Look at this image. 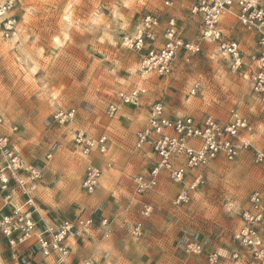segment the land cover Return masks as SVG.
<instances>
[{"label": "rangeland", "instance_id": "obj_1", "mask_svg": "<svg viewBox=\"0 0 264 264\" xmlns=\"http://www.w3.org/2000/svg\"><path fill=\"white\" fill-rule=\"evenodd\" d=\"M165 1L20 0L13 12L18 18L15 34L6 37L0 28V114L5 120L0 132L9 136L10 147L27 164L41 171L31 193L39 199L43 215L75 220L98 208L105 210L113 230L101 241L116 243L102 250L101 258L108 264L204 260L206 250L216 251L233 242L251 193L260 191L264 196V164L254 162L252 149L235 162L216 160L205 171L206 182L187 203L174 204L184 185L165 176L152 192L134 193L133 177L146 173L155 160L149 152L135 151V135L146 122L148 108L157 101L171 116L211 114L224 121L235 109L253 126L249 136L254 135L255 146L264 150V101L252 89L257 68L255 37L228 19L226 33L239 40L242 48V66L233 70L213 44L200 38V20L190 13L196 0H170L171 6ZM148 13L159 17L161 28L175 18L181 36L199 43L202 51L179 52L169 75L142 77L141 53L125 46L123 37L134 34ZM196 81L201 89L192 95ZM135 86L147 90L140 103L122 105L117 116L110 118L107 107L116 100V93ZM70 107L77 110L74 120L57 123L56 111ZM76 129L95 138L106 135L108 151L83 155L73 141ZM90 162L101 167L112 164L92 193L83 187ZM6 193L18 197L20 189L15 184L9 190L0 186V200ZM146 202L154 206L148 217L140 213ZM139 221L141 236L134 234ZM193 240L203 243L202 254L187 252ZM2 250L7 264H32L22 253L11 255L7 246ZM80 259L96 262L91 256Z\"/></svg>", "mask_w": 264, "mask_h": 264}, {"label": "built area", "instance_id": "obj_2", "mask_svg": "<svg viewBox=\"0 0 264 264\" xmlns=\"http://www.w3.org/2000/svg\"><path fill=\"white\" fill-rule=\"evenodd\" d=\"M20 0H4L0 4V28L3 35H14L18 27V18L13 14ZM165 5L171 6L170 0ZM192 16L199 18L200 33L203 41L216 47L218 54L228 59L233 70L242 66V48L239 40L226 33L225 20L232 19L239 26L255 37L257 63L253 75L252 89L264 101V0H196L190 9ZM159 29H162L159 31ZM162 38V42L159 40ZM125 46L141 53L142 75H169L179 52L198 54L202 51L199 43L184 39L175 18H169L161 28V20L153 13H148L140 20L134 34L123 37ZM201 89L200 81L192 84L190 93L196 95ZM143 86H135L116 93V100L107 107V115L115 118L122 105H138L146 93ZM77 115L74 107L59 108L54 120L61 124L72 122ZM5 120L0 114V128ZM253 126L235 109H231L226 120L211 114L197 118L193 115L170 116L161 101L149 107L146 124L136 132L134 149L137 152H149L154 156L151 168L133 177L134 193L138 196L152 192L165 176L175 184H183L174 204L189 202L192 194L206 182L205 171L219 158L235 162L245 150L252 149L254 162L264 164V150L254 148L244 134H251ZM73 141L85 156L93 152L105 154L108 151V137L90 136L83 129H76ZM0 186L9 190L14 184L25 196L21 205L0 214V233L8 240L11 247L28 244L34 246L45 258L54 257L62 264L68 262L70 248L68 240L78 237L84 230L94 226V214H88L75 220L64 218L59 223H45L40 226L34 219L35 200L32 188L41 178V171L27 164L22 156L9 144V136L0 132ZM90 162L86 167L83 187L92 193L99 184L106 169ZM188 182V184H187ZM13 194L5 197V205L11 204ZM250 205L240 214V226L234 231L232 239L237 249L228 255L218 251L209 253L208 264H247L264 262V196L260 191H253L249 198ZM154 206L143 203L140 213L144 217L152 214ZM109 218H103L102 226H109ZM134 234H143L142 222H138ZM188 253L200 255L204 252L203 243L193 240L187 244ZM76 264H92L84 259Z\"/></svg>", "mask_w": 264, "mask_h": 264}, {"label": "crops", "instance_id": "obj_3", "mask_svg": "<svg viewBox=\"0 0 264 264\" xmlns=\"http://www.w3.org/2000/svg\"><path fill=\"white\" fill-rule=\"evenodd\" d=\"M228 21L229 20H225V22L227 23L226 28L229 26ZM145 76L146 75H142V77H145ZM148 115H149V108L147 110L146 122L148 120ZM176 116H180V115H176ZM146 122H145V124H146ZM244 137L248 138L251 141L254 148L260 149L257 146H255V144L253 142L254 141L253 140L254 135L249 136V134L245 133ZM251 151L253 154V150H251ZM8 194L9 193H6L4 198L2 200H0V214L8 212L12 208V205H21L25 200V196H23L20 192L19 193L20 195L18 197L12 196L11 204L5 205L4 199ZM34 200H35V209H34L33 217L38 222V224L40 226H43L45 223H59L61 220L64 219V218H62V219H51L48 216L43 215L40 211L39 206H38V200L39 199L36 200V198H34ZM104 211L105 210H101L100 208H98L96 210V212L94 213L95 224H94L93 230L89 231V229H87V230H84L80 236L69 238L68 245L70 248V258H69L68 262L70 261V262L76 264L80 260H82V259H80L81 257L91 256L96 261L95 264H108L107 262L103 261L101 258L102 250H104L107 247H111V246L115 245L116 243H114L112 241L113 239L112 240L102 239V241H101V238L104 237V235L109 237L111 231L113 230V228L111 229L110 225L106 226V227L102 226L103 218H108L107 216H105ZM115 229L116 228H114L115 232H113L112 237L115 236V234H117V232H118ZM262 231L264 234V227L262 228ZM113 238L115 239V241L117 240L115 237H113ZM0 241H2V243L0 244V264H7L6 262H8L7 260L4 259V255H3L4 253L2 250L3 245L7 246L8 248L11 249V251H12L11 255L13 254L15 256L17 254L22 253V255L24 257L23 259L26 261L31 260L32 264H62V263L56 261V259L54 257L45 258V257L41 256V254L38 252V250L34 246L31 247L28 244H25V245L23 244L20 246L11 247L8 240L1 233H0ZM237 248H238V245L236 243L232 242L230 245H227L223 248L217 249L216 251L222 253L223 255H228L231 251H233L234 249H237ZM213 251H215V250H212V251L206 250V253L204 256L207 257V255ZM27 258H28V260H27ZM186 261H187V264H208L206 259L203 260L200 257H192V258L187 259ZM19 262L17 264H19ZM116 262H118V261H116ZM222 264H230V263H229V261L226 260V261H223ZM247 264H264V262H257V263H255V262H249L248 263L247 262Z\"/></svg>", "mask_w": 264, "mask_h": 264}]
</instances>
